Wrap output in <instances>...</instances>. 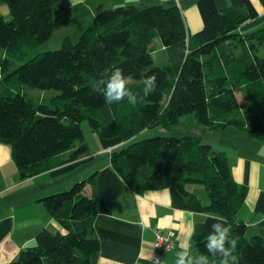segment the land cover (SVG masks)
<instances>
[{
    "label": "trees",
    "instance_id": "1",
    "mask_svg": "<svg viewBox=\"0 0 264 264\" xmlns=\"http://www.w3.org/2000/svg\"><path fill=\"white\" fill-rule=\"evenodd\" d=\"M0 1L11 10L10 18L0 15V48L6 54L0 55L5 84L0 142L10 146L23 179L88 153L84 120L101 138L129 140L148 128L171 130L180 117L194 114L199 124L214 131L235 126L264 141V57L259 55L264 25L239 32L249 18L244 8L214 11L203 29L189 34L177 4L120 5L98 13L77 41L67 36L59 47L31 57L54 33L56 0ZM155 38L168 52L164 65L154 60ZM117 67L132 76L130 87L141 94L142 79L155 73V91L137 105L127 99L108 105L102 90L92 85ZM24 86L59 93L45 102L22 91ZM240 89L247 97L244 108L237 96ZM110 160L138 193L167 188L175 208L227 218L230 236L238 241L233 253L238 263L264 264V238L247 236V224L239 216L243 198L227 157L202 137L156 135L112 151ZM96 181L94 172L42 198L63 230L43 229L35 245L6 264H93L92 255L100 248L94 232ZM194 183L208 191V205L188 189ZM205 243H197L195 251L210 255Z\"/></svg>",
    "mask_w": 264,
    "mask_h": 264
},
{
    "label": "crops",
    "instance_id": "2",
    "mask_svg": "<svg viewBox=\"0 0 264 264\" xmlns=\"http://www.w3.org/2000/svg\"><path fill=\"white\" fill-rule=\"evenodd\" d=\"M156 3L177 4L189 34L203 29L212 12L230 7H242L248 13L249 18L239 32L248 33L264 25V0H56L53 6L54 33L44 47L36 51L57 48L67 36L77 41L103 10L120 5ZM0 7L1 15L10 18L9 5L0 4ZM153 46L156 63L166 64L168 52L160 38L154 39ZM158 54L159 58H155ZM0 55L5 56V51ZM4 90L5 84L0 77V95ZM22 91L28 92L26 86ZM84 134L89 145L88 153L26 179L20 175L10 146L0 142V264L15 261L22 250L35 245L36 237L43 229L62 231V225L50 214L42 198L65 191L94 172L97 173L98 200L94 232L100 248L92 255L93 264H175L176 252L183 242H190L194 257L201 255L195 251V246L207 239L212 231L211 225L217 222L210 217L218 215L175 208L167 188L148 189L142 193L134 191L114 170L110 160L112 151L125 147L134 138H101L93 129L84 130ZM203 134L200 137L227 157L243 198L239 216L247 225L264 217V141L235 126L221 131L207 127ZM70 152L64 153L63 157L67 158ZM187 187L201 198L204 205L210 203L203 185L194 183ZM86 191L91 192L90 185ZM157 231L174 232L176 248L161 254L155 247ZM256 234L264 238V222L256 227L247 226L248 237ZM207 256L208 264H220V258ZM234 264H239L237 257Z\"/></svg>",
    "mask_w": 264,
    "mask_h": 264
},
{
    "label": "clouds",
    "instance_id": "3",
    "mask_svg": "<svg viewBox=\"0 0 264 264\" xmlns=\"http://www.w3.org/2000/svg\"><path fill=\"white\" fill-rule=\"evenodd\" d=\"M131 82L132 76L125 75L123 70L117 67L112 69L107 76L96 80L92 88L93 90H102L108 105L119 103L125 99L130 104L137 105L143 103L145 98L155 91L158 77L153 73L142 79V94L130 87ZM210 218L217 222L211 225L212 231L206 239L205 248L207 253L214 258L219 257L220 264H230V261L234 264L236 257L233 253L237 249L238 241L230 236L232 226L228 223L227 218L223 216ZM261 222H264V217H258L247 226L256 227ZM176 257L175 264H208L207 255L201 254L198 257L192 255L190 242L181 243L180 250L176 252Z\"/></svg>",
    "mask_w": 264,
    "mask_h": 264
},
{
    "label": "rangeland",
    "instance_id": "4",
    "mask_svg": "<svg viewBox=\"0 0 264 264\" xmlns=\"http://www.w3.org/2000/svg\"><path fill=\"white\" fill-rule=\"evenodd\" d=\"M0 4H5L4 2L0 1ZM0 15H1V7H0ZM45 45V44H44ZM44 45H42L44 47ZM54 49V48H53ZM42 51H45L44 49ZM3 53V49L0 48V54ZM38 53V51L34 52L31 56H35ZM159 55H156L155 58H159ZM259 55L264 57V44L260 45V50H259ZM16 63V65L21 64V61H14ZM157 62V61H155ZM28 93L36 98L39 99L41 101H45L48 102L54 95L58 94L59 91L55 90V89H50V90H42V89H38V88H34V87H30V86H26ZM237 96L239 98L240 101V105L242 108L245 107V104L247 102V97L245 95V92L243 89H240L237 91ZM46 97V98H45ZM42 98V99H41ZM193 118V119H191ZM82 126L83 129L88 132L89 130H92L90 123L88 120H84L82 122ZM204 128H207L204 125L199 124L196 121V118L194 116V114H186L183 117L180 118V122L179 124L171 129V130H167V129H163L160 127L157 128H148L145 129L144 131H142L140 134H138L137 136L133 137L134 139L128 143L126 146L130 145L133 142H137L149 137H153L156 135H164V136H183V135H195V136H201L204 135ZM207 130V129H206Z\"/></svg>",
    "mask_w": 264,
    "mask_h": 264
},
{
    "label": "built area",
    "instance_id": "5",
    "mask_svg": "<svg viewBox=\"0 0 264 264\" xmlns=\"http://www.w3.org/2000/svg\"><path fill=\"white\" fill-rule=\"evenodd\" d=\"M177 242L174 232H160L157 231L155 239V247L161 254L174 250Z\"/></svg>",
    "mask_w": 264,
    "mask_h": 264
}]
</instances>
